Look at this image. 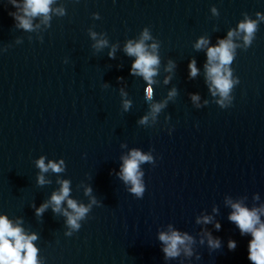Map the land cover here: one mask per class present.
<instances>
[{"label":"water","instance_id":"obj_1","mask_svg":"<svg viewBox=\"0 0 264 264\" xmlns=\"http://www.w3.org/2000/svg\"><path fill=\"white\" fill-rule=\"evenodd\" d=\"M49 7L28 31L9 15H22L19 8L0 0V216L36 234L38 264H252L251 234L228 217L232 203L264 208V19L257 17L264 0H53ZM246 18L257 31L248 46L243 34L232 38L233 87L223 99L210 90L207 48ZM145 28L160 59L151 103L166 106L140 124L150 113L147 83L131 74L136 58L124 49ZM200 38L209 43L197 49ZM101 39L107 45L98 49ZM133 150L152 157L139 166L142 198L120 178ZM41 157L63 170L41 172ZM63 180L69 199L90 206L79 230L66 223L67 201L60 213L51 204L35 212ZM258 215L264 223V211ZM170 227L193 238L192 256L165 259L159 234ZM209 233L218 249L208 246Z\"/></svg>","mask_w":264,"mask_h":264},{"label":"clouds","instance_id":"obj_2","mask_svg":"<svg viewBox=\"0 0 264 264\" xmlns=\"http://www.w3.org/2000/svg\"><path fill=\"white\" fill-rule=\"evenodd\" d=\"M14 7L19 6L16 4V0H9ZM53 0H24L22 8L19 10L23 13L17 15L15 12H10L9 15L13 17L14 21H17V27L24 30H32L31 18L38 15H44L45 19L48 18L50 12V5ZM215 13V9H213ZM257 17H261L260 13H257ZM257 31V22L254 20L245 19L240 22L238 29L235 31H229L228 39H221L218 46L207 48V63L205 65L207 79L210 81V90L213 91V95H216L218 91L223 99H229L230 90L233 87V81L230 79L231 72L226 67L230 65L234 59V50L237 47L232 42L234 36L243 34L244 44L246 46L251 45L252 40L255 38ZM93 39L96 34L91 33ZM152 39L147 28L144 29L139 42H133L131 40L125 46L124 51L128 56L135 57V61L131 65V74L134 76H142L146 81L147 86L145 88V100L150 103V113L145 115L140 121V124H147L149 116L155 120L156 116L166 106V101L161 103H151L153 101V85L156 81L153 79L157 74V69L160 65L159 56L156 54L158 45L153 43L148 45L145 41ZM209 41L205 38H200L195 47L201 49L208 45ZM107 45L106 40H98L95 47L103 48ZM110 56L113 53H109ZM169 69L171 70L172 62H169ZM190 69V77L194 78L198 74L195 60L191 61L188 65ZM168 79H165V83ZM176 95L175 89L168 93L171 98ZM199 97L193 95L192 100L196 101ZM223 107V100L219 101ZM125 110L131 107V102L125 100L123 103ZM152 157L142 154L138 150H133L130 156L124 158V163L121 168L120 178L126 183L130 184L129 191L138 198H142L145 192V186L141 179L143 173L139 170L141 163L150 162ZM63 161H61V164ZM37 167L41 172H47L51 169L53 172L59 173L63 169L61 166L54 162H49L47 165L44 163V158L41 157L36 161ZM38 183L43 185L45 183L44 177L41 175L38 177ZM61 187L59 191L53 192L50 201H47L35 209L36 215L41 216L44 211L51 204L52 211L54 213L61 212V205L64 201H67V209L63 210V215L67 217L66 223L73 230H79L81 225L78 221L84 220L90 210V206L78 204L75 200L69 199L70 194V182L67 180L59 181ZM91 192V188L86 190L85 194ZM95 202V201H93ZM232 213L228 219L235 223L238 227L241 235L251 234L252 239L248 244V259L252 261V264H264V223L260 221L258 215L259 212L264 211L262 209H251L243 207L240 203H232ZM201 221L198 220L197 223ZM211 218L203 217V223H210ZM217 229L220 225H215ZM71 235V233H67ZM37 240L36 234L27 235L19 224L14 225L6 216H0V264H38L37 252L38 249L34 246L33 241ZM159 240L163 243L162 249L165 259H175L182 253L185 256H192V245L195 243L193 238L187 233H180L175 230L169 232H161L159 234ZM203 243V240L201 241ZM208 246L212 249H218L220 247L219 239H214L211 234H208ZM229 250L236 248L235 241L228 242ZM199 259V257H197Z\"/></svg>","mask_w":264,"mask_h":264}]
</instances>
